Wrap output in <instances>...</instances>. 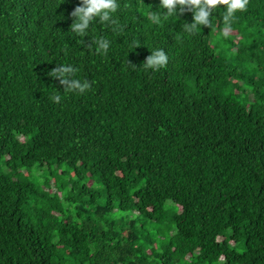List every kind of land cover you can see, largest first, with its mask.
<instances>
[{"label": "trees", "instance_id": "1", "mask_svg": "<svg viewBox=\"0 0 264 264\" xmlns=\"http://www.w3.org/2000/svg\"><path fill=\"white\" fill-rule=\"evenodd\" d=\"M79 3L0 0V264H264V0L227 35L120 0L122 32L79 37Z\"/></svg>", "mask_w": 264, "mask_h": 264}, {"label": "clouds", "instance_id": "2", "mask_svg": "<svg viewBox=\"0 0 264 264\" xmlns=\"http://www.w3.org/2000/svg\"><path fill=\"white\" fill-rule=\"evenodd\" d=\"M248 4L249 0H159L158 10L154 11L151 8L146 10L145 15L150 23L160 25L169 19H179L180 15L189 11L193 14V22L182 24V28L184 32L192 34L201 26H211L213 16L222 9V31L227 35L233 29L234 21L238 18L237 14L246 11ZM120 9V0H80L71 13L73 23L70 32L79 37L87 36L96 23L105 27L110 26L113 33L122 32L124 27L117 18ZM93 43L97 52L107 54L112 42L101 36ZM133 45L136 48L140 44L133 41ZM150 52L142 68L156 72L167 65L169 57L163 48H155ZM100 60L102 64L106 62L102 58ZM131 67L137 68L134 64ZM77 71L78 69L72 64L60 63L49 75L65 86L64 92L84 94L92 85L87 80L82 81L76 78ZM50 99L59 103L61 95H53Z\"/></svg>", "mask_w": 264, "mask_h": 264}]
</instances>
